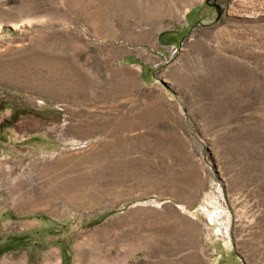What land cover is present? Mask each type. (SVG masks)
Listing matches in <instances>:
<instances>
[{
  "label": "rangeland",
  "instance_id": "374dc122",
  "mask_svg": "<svg viewBox=\"0 0 264 264\" xmlns=\"http://www.w3.org/2000/svg\"><path fill=\"white\" fill-rule=\"evenodd\" d=\"M0 25V71L77 85L0 78V264H264V0H0ZM54 181L61 215L16 208Z\"/></svg>",
  "mask_w": 264,
  "mask_h": 264
},
{
  "label": "bare ground",
  "instance_id": "6f19581e",
  "mask_svg": "<svg viewBox=\"0 0 264 264\" xmlns=\"http://www.w3.org/2000/svg\"><path fill=\"white\" fill-rule=\"evenodd\" d=\"M185 13H186V11L184 10L182 12L181 17H184ZM31 22H32L31 19L21 20V21L13 23V27L20 28L25 23L30 24ZM0 29H1V25H0ZM36 58H37V60L40 59L39 64L40 63L44 64V60L46 58V55H45V53L39 51L36 55ZM32 60H33V58H32ZM47 61L48 60H46V62ZM46 62H45V64H46ZM32 63H33V61H32ZM43 64H42V67H44ZM40 66H41V64L39 65L40 69H38V70H40L42 72V70L44 68L42 69V67H40ZM21 70H23V69L21 68ZM21 70H18L17 67L16 68L5 67V68L1 69V71H0V75H1L0 78L3 80H7L8 78H12L11 83L16 84L18 86H22V87L23 86L28 87L31 91L34 92V94L38 93L39 95H50L53 93L52 85L54 86V84H56V85L65 84V82H62L61 80L51 82L52 80L49 81L50 78H48L44 74H38V75L35 74L36 76H29L28 74H26L25 72H22ZM35 70H36V68H35ZM48 72H49V70H48ZM75 86H77V85H74L73 82H68V84L61 86L60 92L63 95L65 94L64 95V101L65 102L67 100H69L70 90ZM61 93L59 95H61ZM53 95H58V93H54ZM65 96H67L69 98H67ZM36 98H37L38 102L42 101L39 97H36ZM69 101H67V102H69ZM54 182L55 183L53 185H50V186L47 185L45 187V189L42 190V193H38L34 190L24 193L21 198H18L16 208L18 210L26 211V210H32L35 208L44 207V209L48 210L54 216L61 215L62 214L61 206H59L57 204L56 199L62 196V194L66 190V188H65V186H61V184H63V183H61L59 181H54ZM66 183L71 184V185H77V184H82L83 182H82V180L77 179V177H75V178L66 180ZM88 185H90V184H88ZM97 187H99V186L97 185ZM100 187H99V189H101ZM72 197L75 199V201L82 203V204H86L90 200V198L83 193H81V194L76 193ZM45 243H48V241L46 240ZM97 249H98V245L91 243V242L86 243L85 246L79 244V248L76 250L77 253H76L74 264H83L84 263V261H83L84 257L91 255V253H93L94 251L97 252ZM54 260L56 261V264H59L61 261L60 256L57 254L56 250H54V248H53V249H50L45 254V256L43 258V263L44 264H52V262ZM3 264H20V260H18V262H16V261L8 262L6 260H3Z\"/></svg>",
  "mask_w": 264,
  "mask_h": 264
},
{
  "label": "crops",
  "instance_id": "0c3cea01",
  "mask_svg": "<svg viewBox=\"0 0 264 264\" xmlns=\"http://www.w3.org/2000/svg\"><path fill=\"white\" fill-rule=\"evenodd\" d=\"M161 41H162V40H161ZM161 43H163V45L166 46V45L164 44V41L161 42ZM139 61L141 62L142 66H144V64L142 63V60H139Z\"/></svg>",
  "mask_w": 264,
  "mask_h": 264
}]
</instances>
